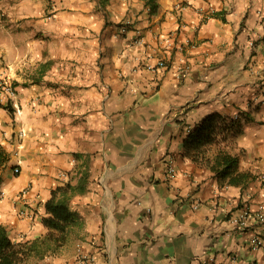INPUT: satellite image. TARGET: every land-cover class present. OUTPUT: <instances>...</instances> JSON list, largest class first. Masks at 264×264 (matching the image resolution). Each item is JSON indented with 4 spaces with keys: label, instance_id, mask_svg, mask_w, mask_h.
I'll list each match as a JSON object with an SVG mask.
<instances>
[{
    "label": "crops",
    "instance_id": "0c3cea01",
    "mask_svg": "<svg viewBox=\"0 0 264 264\" xmlns=\"http://www.w3.org/2000/svg\"><path fill=\"white\" fill-rule=\"evenodd\" d=\"M7 1L0 10L16 32L0 45V145L10 153L0 224L15 242L43 237L52 190L87 174L69 201L80 223L24 264H78L80 250L96 264H264L251 242L264 205V0H55L51 19ZM160 58L165 67H146ZM214 112L247 117L201 161L184 157L189 130ZM222 149L250 177L220 178L211 164ZM244 205L253 215L236 226Z\"/></svg>",
    "mask_w": 264,
    "mask_h": 264
},
{
    "label": "trees",
    "instance_id": "16d2710c",
    "mask_svg": "<svg viewBox=\"0 0 264 264\" xmlns=\"http://www.w3.org/2000/svg\"><path fill=\"white\" fill-rule=\"evenodd\" d=\"M98 2L104 8L107 0H98ZM6 18V14L0 10V21ZM122 24L120 23L119 26ZM5 108L10 112L13 111L10 104ZM246 117L239 115L228 118L217 112L206 115L188 132L184 142V157L195 162L201 161L207 146L218 141L220 137H226L229 133L239 130ZM9 159L10 153L0 145V166H5ZM238 162V156L222 149L213 158L211 168L220 178H228V183L237 184L250 177L248 172L236 173ZM86 177L87 174L83 173L78 183L73 184L68 181L52 190V196L45 203L48 215L43 217V223L49 228V232L43 237L32 241L15 242L10 238L7 227L0 224V264H24L31 257L43 259L67 241L69 234L80 223L77 212L70 209L69 201L76 193L77 187L85 184Z\"/></svg>",
    "mask_w": 264,
    "mask_h": 264
},
{
    "label": "built area",
    "instance_id": "2783aa9c",
    "mask_svg": "<svg viewBox=\"0 0 264 264\" xmlns=\"http://www.w3.org/2000/svg\"><path fill=\"white\" fill-rule=\"evenodd\" d=\"M130 25H131V21L125 20L123 24L120 25L119 32L121 34H126L130 28ZM135 43L136 44L141 43V38L136 39ZM166 65H167L166 61L160 58L157 60L155 64L152 63L146 64V67L148 69H154L156 67H165ZM183 70H188V67L187 66L184 67ZM2 86L9 97L13 98L16 95V87L14 86L12 81H8V80L3 81ZM239 115L240 114L236 115V117H238ZM13 170L15 173L20 172L19 166H15ZM168 173L171 177L175 175V166L171 161H169ZM23 191L25 192L26 188ZM252 213L253 212L250 209V207L248 205H244L238 210L236 214L230 217V221L236 226L245 227L248 224L250 216L253 215ZM254 214L257 217V219L261 222V227L257 232H255L251 236V242L254 247L261 248L264 250V205L261 204L259 206V209ZM238 258L239 257L237 255H233L231 257V260L236 262L238 261ZM78 264H96V255L91 252H85L83 250H80L78 253ZM212 264H216V263H212Z\"/></svg>",
    "mask_w": 264,
    "mask_h": 264
},
{
    "label": "rangeland",
    "instance_id": "374dc122",
    "mask_svg": "<svg viewBox=\"0 0 264 264\" xmlns=\"http://www.w3.org/2000/svg\"><path fill=\"white\" fill-rule=\"evenodd\" d=\"M15 2L17 3V5L14 6L12 3V0L10 2L7 1L8 5L10 7L14 6V9L17 11V13H23V12L31 13L32 12V13H35L33 15L40 17L39 19H42V18L51 19L53 14H54L53 12L55 11V0H18ZM1 11L3 12V10H1ZM37 11H40V12H37ZM36 13H39V14H36ZM6 16H7L6 19L0 21V45L2 43V40L4 38H7L4 36L5 33H7L8 35L11 36V35H14L16 32V31H12V28L10 27L12 25L13 21L11 20V18L7 14H6ZM23 20H24L23 18H19L20 23ZM35 35L37 38H41L42 35H44V32L38 31V32H36ZM4 62H5V58L3 56H0V66L1 67L4 66ZM8 68H9V66H8ZM12 79L13 78H10V81Z\"/></svg>",
    "mask_w": 264,
    "mask_h": 264
}]
</instances>
